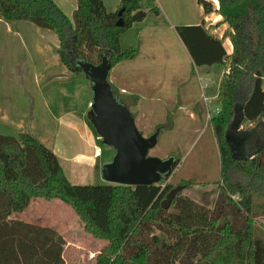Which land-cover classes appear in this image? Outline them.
<instances>
[{"label": "trees", "instance_id": "trees-1", "mask_svg": "<svg viewBox=\"0 0 264 264\" xmlns=\"http://www.w3.org/2000/svg\"><path fill=\"white\" fill-rule=\"evenodd\" d=\"M216 1L222 23L228 24L223 38L230 39L232 54L204 23L175 29L194 66L228 72L219 85L216 113L209 117L221 162L215 206L184 196L190 181L139 191L113 184L75 186L40 140L29 133L0 134V264H65L61 234L11 218L37 199L65 202L89 233L109 242L96 264H264V240L255 231L257 217H264V144L254 159L236 160L226 139L236 126L248 134L264 120V0ZM76 2L73 20L54 0H0V16L56 33L61 62L80 75L78 60L99 64L106 56L113 67L133 59L135 50H123L121 36L149 14H160L152 0H121L113 12L104 0ZM198 3L206 14L213 12L212 2ZM121 10L124 26L118 27ZM177 188L170 208L163 209L161 203Z\"/></svg>", "mask_w": 264, "mask_h": 264}, {"label": "crops", "instance_id": "crops-1", "mask_svg": "<svg viewBox=\"0 0 264 264\" xmlns=\"http://www.w3.org/2000/svg\"><path fill=\"white\" fill-rule=\"evenodd\" d=\"M54 1L68 17H73L77 8L76 0ZM208 1L213 4V12L210 14L204 12L198 0H152V5L160 10L159 15L153 14L157 18L156 22L147 23L150 16L148 15L144 21L134 24L129 29L132 33L126 46L122 45L123 35L120 38L122 48L140 43L139 49L142 50L139 56L114 65L109 73V82L120 91V95L122 93L120 100L135 114L137 122H142L143 129L148 130L147 135L152 133V129L164 128L165 114L173 107L190 102V91L186 89V78L183 77L185 68L190 66L195 68L197 74H201L208 83V92L211 83L222 78L223 68L194 66L181 41L180 51L174 55L155 49L161 40V31L167 30V27L173 30L179 26L204 23L212 36L223 41L227 54H232L230 39L223 38L229 30L228 24L222 23L223 18L217 12L218 2ZM104 3L106 5L105 0ZM107 9L113 11L109 7ZM59 48L58 35L53 31L41 29L28 21L8 22L0 16V127L29 133L40 140L41 132L32 129L33 123L40 129L45 125H54L60 130L64 128V135L70 136L73 131L78 130L75 123L79 118L84 122L88 133L95 135L87 128L84 119L87 106L89 108L91 103L85 81L79 75H72L61 62ZM198 78L200 82L201 78ZM211 98L210 95L209 99ZM149 100H157L159 103L155 104L154 108L150 105L140 109V106ZM149 118L155 122L146 124ZM56 134L57 132L55 136ZM84 139L88 141L87 138ZM97 140L98 136L95 135L94 141ZM92 146L94 152L90 159H93L94 163L89 167L77 162L87 157L80 151L76 156L69 157L59 154L55 144H51L50 149L55 152L65 175L73 185L78 183L75 182V175L79 170L87 168L97 172L99 165L101 168V164L106 162L102 160L104 150L99 144L94 142ZM61 150L65 152L64 148ZM85 172L88 174L87 170Z\"/></svg>", "mask_w": 264, "mask_h": 264}, {"label": "rangeland", "instance_id": "rangeland-1", "mask_svg": "<svg viewBox=\"0 0 264 264\" xmlns=\"http://www.w3.org/2000/svg\"><path fill=\"white\" fill-rule=\"evenodd\" d=\"M105 2L107 7L114 11L118 9V4L121 0H105ZM149 15L147 23H151L153 21L156 22V16L153 14ZM70 19H73V17ZM168 28L169 27H167V30L164 29L161 31V40L158 47H155V49L158 52L163 51V53H171L174 55L180 51L181 42L176 34V30H174L175 28H173V30H169ZM130 33H132V31L127 30L123 34V46H126L129 42ZM139 47L140 43H135L132 47L122 49H134L135 58L141 54L142 49H139ZM94 56H92L95 60L94 62H97L98 58L96 59ZM227 74L228 72L224 71L222 78L213 81L210 86V92H208V83L203 79L201 74L199 72L197 74L195 68L190 66H188L187 69L185 68L183 71V77L186 78L185 81L187 85L185 87L190 91V102H187L186 105H176L170 112L165 114L166 118L163 119L164 128L161 130L158 137L157 146L149 152V155L152 157L160 159L174 157L176 160H179L178 166L174 170L173 174L165 180L163 186L156 185L157 187L163 188L167 184H170L173 188H175L183 184L185 181H190L193 185L187 186L182 191V194L211 208L215 206L219 196L221 162L219 147L216 142L209 117L210 114L212 116L216 113L219 85ZM79 76L84 79L87 95L89 100L92 102L93 94L91 91L90 81L84 74H80ZM198 77L201 78L200 82ZM113 89L120 99V97H122V93L120 95V91H118L116 87H113ZM210 95L212 97L211 100L209 99ZM158 103L159 101L157 100H149L144 102L140 106V109H143V107L148 108L150 105L154 108L156 106L155 104ZM135 104H137V101H135ZM134 108L137 110L136 107ZM90 110L91 107L88 108L87 106L86 115L84 116L85 123L87 128L98 136L88 118ZM131 113L135 116L133 112ZM141 114L142 112L139 113V115ZM135 122L138 130L145 137L150 136L160 129V127L152 129V133L147 135L148 130L146 131L143 129L142 122L139 120L138 123L136 119ZM154 122V119L149 118L146 124H152ZM28 124L29 123H27V125ZM75 124L78 130L73 131L70 136L64 135V128L60 130L54 125H45L40 129V127H36V124L33 123L32 129L36 131L40 130V136L43 138L42 139L37 136L40 138V141L49 149L51 144H55L56 151L61 155L64 154L69 157L76 156L80 151L81 154L87 156L86 158H82L80 161H77L80 164L87 165L89 167L93 165L94 160L90 159V157L93 156L94 149L92 144L94 142H97L104 150L102 160L109 161L112 159L113 150L105 147L101 143V139H99V137V140L94 141L95 135L88 133L86 127L84 126V122L78 118L76 119ZM244 126L246 127L247 125L245 124ZM56 132L57 134L55 136ZM18 133L19 132H16L13 129L0 127V134L16 135ZM84 138H87L88 141ZM61 148H64L65 152H62ZM102 164L101 168L99 165V171L97 172L87 168L82 169V171L79 170V172L75 175L77 178L75 182H78L75 186L103 187L110 185L102 178ZM85 170L88 171V174H86ZM129 188L132 191H139L138 187L131 186ZM51 201L53 200H34L25 212L14 214L11 218L14 220L17 219L37 224L39 226L49 227L61 234L66 242L63 253L65 264H96L98 255L109 245V242L107 240L99 239L89 233L86 229L85 223L80 219L78 214L70 205L61 200ZM125 208L127 207L125 206L124 209ZM256 222V235L264 240V217H257ZM124 227L126 229L128 228V226ZM127 231L128 230L124 232L123 236L127 235Z\"/></svg>", "mask_w": 264, "mask_h": 264}, {"label": "water", "instance_id": "water-1", "mask_svg": "<svg viewBox=\"0 0 264 264\" xmlns=\"http://www.w3.org/2000/svg\"><path fill=\"white\" fill-rule=\"evenodd\" d=\"M123 10L119 11L118 27H123ZM77 66L91 83L93 99L88 113L90 124L101 143L114 151L110 161L102 164L101 175L109 184L127 187L163 186L177 164L174 157L160 159L149 152L157 146L161 130L145 137L137 128L135 117L120 102L109 82L111 65L106 56L99 64L78 60ZM236 126L235 134L227 136L231 153L236 160L254 159L264 144V120L250 133L242 134ZM179 189L171 191L161 203L168 210Z\"/></svg>", "mask_w": 264, "mask_h": 264}]
</instances>
